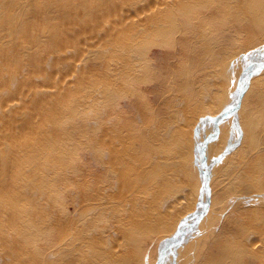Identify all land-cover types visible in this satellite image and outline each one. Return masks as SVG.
Here are the masks:
<instances>
[{"label":"rangeland","instance_id":"obj_1","mask_svg":"<svg viewBox=\"0 0 264 264\" xmlns=\"http://www.w3.org/2000/svg\"><path fill=\"white\" fill-rule=\"evenodd\" d=\"M209 1L212 3L215 0L204 2ZM251 1L254 9L251 19L235 15V10L231 8L214 17L202 18L203 14L200 13L199 19L196 17L198 6L183 14L177 13L176 9L158 11L157 21L148 35L143 34L139 39L131 40V46H127L126 52L111 54V57L107 58L110 59L108 65H103L102 68L96 66L110 82H100L98 88L92 87V83H85L81 88L74 89L76 95H63L58 119L66 129L67 135L63 136L58 147H50L47 154L44 148L43 156L41 154L39 157L40 160L51 157L52 184L41 182L45 188L33 189L35 167L28 166L30 188L25 193L28 198H19V209L25 211L24 206H30L32 202L40 206L38 212L42 214L43 219H47L43 222H24L22 227L25 229L17 232V224L11 225L5 217H0V248L12 251L15 250L16 243L28 241L26 253L21 250L19 257L22 263L26 264H120L124 260L122 250L127 248L128 253H135L134 258L129 259L132 264H200L206 257H215L217 250H214V242L218 241L219 230L233 222L230 212L237 206H252L264 200H257L255 197L249 198L246 203L240 198H233V193L227 196V200H221L218 194L221 189L219 190L217 184V179L220 178L217 174H220L227 164L230 163V166L228 172L226 171L227 176L221 179L222 182L232 178L235 172L234 164L244 157L248 150L254 148L253 152H264V78L259 80V89L256 87L254 94L246 93L252 77L259 74L264 76V0ZM203 9H207L206 4ZM241 37L249 49L242 47V42L239 41ZM203 40L207 41L210 49L202 43ZM197 43L199 46H196ZM242 48L244 51H241ZM219 53L223 55L220 56ZM212 54L213 59L219 62L218 68L216 61L208 60L210 63L206 64ZM77 62L74 69L67 66L51 67L48 69V75H51V78L55 76L56 80L64 83L63 74L69 68L80 74L81 65ZM218 83L222 89L219 111L214 115H190L185 106L190 95L193 93L198 101H202L209 94V90L212 92L214 85ZM74 96H84L83 98H88V102L72 110L76 100ZM187 113L195 119L193 122ZM187 118L191 121H187ZM47 124L48 134L53 133L54 129V132L58 133L56 127L52 126V129L49 128L51 125ZM179 124L186 126L185 130L190 131L192 147L189 154V149L180 152L181 154L175 153L174 148L177 147V140L179 141L175 126ZM244 125L247 134L249 133V144L243 148L239 145L244 135ZM170 129H174V132L169 133ZM156 141L159 143L158 150ZM243 149H247L246 152ZM185 153L187 154L183 156ZM233 154H236V158ZM169 157L172 158L167 166L159 164L167 161ZM41 167H45V161ZM178 171L185 177L177 173ZM175 173L177 174L174 175ZM117 177H124L125 181L130 182L121 195L112 196L109 191L113 188L114 178ZM160 178H163L162 182ZM180 179L190 181L197 200L194 208L178 219L172 231L158 234L153 232V228L142 231L137 224L131 222L130 218L134 217L132 214H136L135 218L138 220L141 219L143 208L151 206L148 201L156 198V204L161 207L163 202L167 200L168 203L171 197L179 195L184 185ZM71 180L76 182L70 183ZM156 181L160 183L161 188ZM149 182L155 186L151 183L149 185ZM97 186L100 188L96 189ZM87 188H93L94 199L78 201V193ZM129 196L132 200H137L134 205L130 203L129 206L128 201H122ZM145 199L146 204L142 207L141 202ZM239 201L241 202L237 204ZM137 203L139 205H136ZM55 220H67V223L63 227H54ZM262 228L264 230V226ZM17 233L21 234L19 239H15ZM2 250L0 249V260L4 258ZM30 250L35 253L34 259L29 255ZM202 254L204 257H201ZM13 263L16 262L11 264Z\"/></svg>","mask_w":264,"mask_h":264},{"label":"bare ground","instance_id":"obj_2","mask_svg":"<svg viewBox=\"0 0 264 264\" xmlns=\"http://www.w3.org/2000/svg\"><path fill=\"white\" fill-rule=\"evenodd\" d=\"M204 1L205 0H0V217H5V220L11 225L17 224V232L25 229L24 227H22V224L24 222H43L47 219H43L42 214L38 212L40 206L32 202L30 203V206H24L25 211L19 209V198H28V196L25 195V193L30 188L28 166H32L33 168L35 167L33 189L40 190L45 188V186L41 182H46L49 185L52 184L50 175L52 171L51 157H45L44 160H40L39 157L41 154L43 156L44 148L45 154H47L50 147H58L63 136L67 135L65 133L66 129L58 119L59 112H61L60 102L63 99V95H76V88L82 85L84 86L85 83H92V87H97L100 82H110L109 80H107V76L105 74L103 75L100 72L101 70L98 71L96 69V66H100L102 68L103 65H108L110 63V59L107 60V58L111 57V54H119V52L125 51L127 49V46L130 45L129 42L131 40L135 41L142 37L141 35L143 34L148 35V32L153 28L157 21L156 16L158 11L166 12L172 9H176L177 13L183 14L188 9L192 10L194 7L198 6L196 8L198 9L196 10V17H198V19L200 18L198 15L200 13L203 14L202 18L203 16L214 17L219 13L228 11L226 10L227 8L234 9L237 13H235V15H238L239 17L246 16L247 19H251L254 15V13H252L254 9L251 0H215L214 2L212 1V3L211 1L207 3H205ZM204 4H206L207 9H203ZM205 12L208 15H206ZM199 24L197 23V25ZM240 39L241 40L237 38V40L242 42L243 38L241 37ZM215 41L217 40L215 39ZM243 42L241 44L242 47H247L248 44L245 45ZM202 43H205L207 45V49H210L206 40H203ZM196 46H199L198 43ZM229 48H231V46ZM244 48H242L241 51H244ZM232 49L234 48L232 47ZM192 51V53H194L193 49ZM228 52L229 51H227V54ZM187 55L188 54H186V57ZM222 55L223 53L220 56ZM191 58L194 59V57ZM219 58L220 57H218V59ZM199 59L200 58H198V60ZM223 59H225V57ZM208 60H212L213 62L216 61L213 59V54L209 59H207L206 64L210 63ZM76 62L81 65L80 74H77L78 72L76 73V71L74 70L77 75H75V73L71 71V68L76 65ZM217 62L218 61H216V68L220 66L217 65ZM203 63H205L204 60ZM55 66L71 67L63 74L64 83L56 80L55 76L51 78V75H48V69ZM208 67L209 66H207V69ZM126 68L124 69L126 70ZM210 72L212 71L210 70ZM195 77L197 78L196 75ZM263 78L264 76H261V74H259V76H255L254 78L252 77L246 93H248V95L251 93L254 94V91H256L255 88L259 85V80ZM259 87L261 88V86ZM79 96H81V94ZM79 96L78 98L74 96L76 100L75 106L72 108V110L78 109V107L88 102V98L85 99L83 98L84 96ZM192 96L193 93L192 95H190V98H188L189 100L186 101L185 105L189 109L190 115H192L193 113H197V116L198 114L214 115L220 109V102L222 97L221 84L218 83V85H214L213 91L211 92L209 90V94L206 95L202 101H198L197 98L194 97L195 95L193 97ZM186 99L187 98L185 97V100ZM182 103H184V101H182ZM72 105L73 104L71 103V106ZM185 106L183 104V107ZM180 112L181 114L185 113H182V111ZM189 114L187 113V116L190 117ZM182 119L184 120L183 117ZM191 119L189 120L187 118V121H191ZM193 120L195 119H192L191 122H193ZM47 123L51 125V127L49 128L54 129V127H56L58 133L54 132V129L52 130L53 133L48 131V134L46 130L48 125ZM180 124L178 126H175V133H177L179 137V141L177 140L176 144L177 147L174 148L175 153L181 154L184 152V150L189 149L187 152L189 154L192 147V142L190 140L191 138L189 136L190 131L187 129L185 130L187 123L186 126H182ZM190 128L191 127H189V129ZM171 129L169 133L174 132V129L173 131H171ZM248 134L245 129L244 135L240 141V147L244 148L247 144H249V142L247 141L249 139ZM168 139L169 138H167V140ZM157 142L158 141H156V143ZM158 144L159 143L155 145L156 148ZM260 148L261 147L259 146V149ZM253 149L254 148H252V150H248L247 152V149H243L246 152V155L237 160L234 164L235 172L230 180L224 182L221 181L222 178H225L230 163L222 169V172L220 174H217V176L220 177L219 179H217V182H219L217 184L220 187L219 190L221 189L220 193L218 192L221 200H227V196L232 195V193L234 194L233 198H240L243 202H246L247 200L249 201V198L255 197L257 198V200L264 199V152H253ZM158 152H160V150ZM187 153L183 154V156ZM233 155L236 158V154ZM171 158L172 157H169L167 161L165 160L159 164L161 166H164ZM235 158L232 159L234 160ZM113 159L114 155L111 156V161H113ZM44 161L45 167H41V164ZM187 165L188 164H186V166ZM173 171H175V169ZM177 173H179V171ZM177 173H175L174 175H176ZM182 176L181 178L185 177V175L184 177ZM64 178L65 176H63V179ZM165 179H167V177ZM180 180L184 185L182 189H180L181 192L179 193V195H174V192L173 196L176 197H171L172 199L169 197L170 201L168 203H166L167 200H164L165 202L162 203L161 207L160 205L156 204V198L152 201H148L147 203L151 206H148V208H143L144 213L141 212V219L138 220L137 218H135L137 215L132 214L131 216L134 217L130 218L131 222L137 224L138 228H140V230L142 229V231H145L143 229L148 228H153V232L155 231L157 232V234L160 232L172 231L178 219L184 213L191 211L194 208V204L197 200L196 195L194 194L193 189L190 185V181H187V179ZM75 182L76 181L73 180L70 181V183ZM129 182V180L125 181L124 177L114 178V185L113 188L110 189L109 193L112 196L121 195V193L125 191V188L128 186ZM152 182H149L148 184L150 185L151 183L152 185H154ZM157 184L159 186L160 183L157 182ZM93 188L81 190V192L78 193L79 196L76 193L78 196L77 200L80 201L86 199L87 201H91L92 199H94V196L92 197ZM98 188L100 187L97 186L96 189ZM149 188H151V191L152 186ZM153 190L156 192L154 188ZM146 192L148 191H145V193ZM152 192L149 193L154 194ZM146 198L148 197L146 196ZM150 198L154 197H149V199ZM122 201H128L129 206H131L130 203L134 205V202H136L137 200H132L129 196ZM146 201L147 199H145L143 202L140 201L142 203V207L144 203L146 204ZM241 201H239L237 204H239ZM136 205L139 204L137 203ZM249 205L237 206L236 209L230 212L233 222H230L227 227H224L222 229L220 228L221 230H219L218 232V241L215 240V238L213 239L215 240L214 243L216 245V248L214 250H217L216 256L214 255L215 257H206L200 264H264V230L262 228L264 226V200H260V202L252 204V206L251 204ZM125 210H127V208H125ZM121 213L120 215L122 216ZM127 213L128 212H126V214ZM126 214L124 213V215ZM57 219H59V217ZM66 223L67 220H55L53 226L58 227L59 225H61L63 227V225H66ZM132 225L135 226L134 224ZM55 232L57 233L58 231L55 230ZM254 235H258V237H254ZM20 237L21 234L17 233V237H15V239H19ZM79 239L81 241H84L82 240V238ZM80 240H77V242H79ZM27 242H18L21 244V246L20 244H17L15 242L16 248L12 251H6V249L3 248L2 250V248H0L3 251L2 256L4 257L0 260V264H11L12 262H16L17 264H26V262L22 263L19 257L21 254V250L25 251ZM126 250H122V257L124 260L120 262V264H132L129 259L135 256V253H133V251L131 250L134 254L133 255L128 253ZM154 253L152 252V254ZM29 255L32 259H34L35 253H33L31 250L29 251ZM26 256L27 258H29L27 254ZM201 257H204L203 254Z\"/></svg>","mask_w":264,"mask_h":264}]
</instances>
